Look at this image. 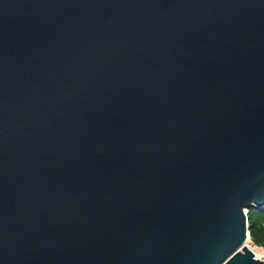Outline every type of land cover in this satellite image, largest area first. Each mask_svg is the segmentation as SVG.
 Listing matches in <instances>:
<instances>
[{
	"label": "water",
	"instance_id": "water-1",
	"mask_svg": "<svg viewBox=\"0 0 264 264\" xmlns=\"http://www.w3.org/2000/svg\"><path fill=\"white\" fill-rule=\"evenodd\" d=\"M264 0H0V264H264Z\"/></svg>",
	"mask_w": 264,
	"mask_h": 264
},
{
	"label": "trees",
	"instance_id": "trees-1",
	"mask_svg": "<svg viewBox=\"0 0 264 264\" xmlns=\"http://www.w3.org/2000/svg\"><path fill=\"white\" fill-rule=\"evenodd\" d=\"M249 242L264 250V211L250 208L246 213Z\"/></svg>",
	"mask_w": 264,
	"mask_h": 264
},
{
	"label": "built area",
	"instance_id": "built-area-1",
	"mask_svg": "<svg viewBox=\"0 0 264 264\" xmlns=\"http://www.w3.org/2000/svg\"><path fill=\"white\" fill-rule=\"evenodd\" d=\"M250 250L254 253L255 257L259 260H264V250L258 247H250Z\"/></svg>",
	"mask_w": 264,
	"mask_h": 264
},
{
	"label": "rangeland",
	"instance_id": "rangeland-1",
	"mask_svg": "<svg viewBox=\"0 0 264 264\" xmlns=\"http://www.w3.org/2000/svg\"><path fill=\"white\" fill-rule=\"evenodd\" d=\"M246 246L249 247V249H250V247H253V245L249 242V240H248V242L246 243Z\"/></svg>",
	"mask_w": 264,
	"mask_h": 264
},
{
	"label": "bare ground",
	"instance_id": "bare-ground-1",
	"mask_svg": "<svg viewBox=\"0 0 264 264\" xmlns=\"http://www.w3.org/2000/svg\"><path fill=\"white\" fill-rule=\"evenodd\" d=\"M249 248V247H248Z\"/></svg>",
	"mask_w": 264,
	"mask_h": 264
}]
</instances>
